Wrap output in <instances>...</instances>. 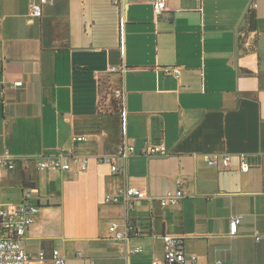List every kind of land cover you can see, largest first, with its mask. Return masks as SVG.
Returning a JSON list of instances; mask_svg holds the SVG:
<instances>
[{
	"label": "crops",
	"instance_id": "obj_1",
	"mask_svg": "<svg viewBox=\"0 0 264 264\" xmlns=\"http://www.w3.org/2000/svg\"><path fill=\"white\" fill-rule=\"evenodd\" d=\"M30 1L0 0V156L16 161L0 169V205L17 208L31 187L29 264L53 249L65 264L162 262L167 234L185 237L195 264H264V0H164L160 12L152 0H51L37 18ZM123 145L134 152L119 156ZM64 148L86 170L39 167ZM215 153L231 168L208 165ZM130 186L184 197L106 201ZM113 223L142 251L123 256Z\"/></svg>",
	"mask_w": 264,
	"mask_h": 264
},
{
	"label": "built area",
	"instance_id": "obj_2",
	"mask_svg": "<svg viewBox=\"0 0 264 264\" xmlns=\"http://www.w3.org/2000/svg\"><path fill=\"white\" fill-rule=\"evenodd\" d=\"M51 0H31L29 4V16L31 18L40 17L43 13L45 4ZM116 2L118 0H115ZM154 9L157 12L162 11L165 8L164 0H152ZM116 70V67H112L110 71ZM168 73L179 76L180 68L174 67L167 69ZM23 81H17L11 84V86H20ZM117 97H122V91H115ZM76 141L87 140L86 136L75 137ZM135 147L133 145H123L118 155L127 157L133 153ZM160 145H154L146 148V153H158L161 152ZM77 161L81 170H86L89 158H80L75 155L73 149L64 148L61 152L55 156L47 157L39 162L41 169L51 170H69L71 168V161ZM99 162H108L112 164V156L103 155L98 157ZM240 168L243 171H247L250 168L245 155L240 154ZM207 163L210 166L217 167L223 170L231 168L232 155L230 153H215L207 157ZM16 167L15 159L8 155L0 156V169H14ZM112 171L117 173L119 168L117 165L112 164ZM32 193L31 187H28L24 191V199L22 203L15 209H8L5 205H0V264H29L32 260L30 254L27 252L24 246V236L34 221L36 214L39 211V205L32 202L30 199ZM184 197L182 188L177 190H169L165 194L155 197L149 196L148 193L138 187H126L121 189L115 195H106V201L119 203L124 201L130 206L133 205L137 199H149L151 201L158 199L163 206H173L180 202ZM242 215H233L230 218L229 227L230 235L235 236L238 232V226L241 223ZM110 231L114 234L115 238L121 241L120 252L123 256H127L130 252H141L142 248L137 247L134 250L128 249L122 242L128 237V234L118 229V224L113 223L110 227ZM261 236L257 235L256 239H260ZM164 260L162 262L153 261L152 264H195L197 261L196 255H187L185 251V237L178 235H164ZM37 260L44 264H65L66 257L61 253L59 249H53L48 255L44 250L40 251L37 255ZM214 264H226L223 260H217Z\"/></svg>",
	"mask_w": 264,
	"mask_h": 264
},
{
	"label": "trees",
	"instance_id": "obj_3",
	"mask_svg": "<svg viewBox=\"0 0 264 264\" xmlns=\"http://www.w3.org/2000/svg\"><path fill=\"white\" fill-rule=\"evenodd\" d=\"M250 28H256V13L252 12L250 16Z\"/></svg>",
	"mask_w": 264,
	"mask_h": 264
}]
</instances>
